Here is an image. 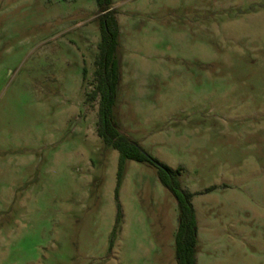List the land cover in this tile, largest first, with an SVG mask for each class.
<instances>
[{
	"label": "rangeland",
	"instance_id": "rangeland-1",
	"mask_svg": "<svg viewBox=\"0 0 264 264\" xmlns=\"http://www.w3.org/2000/svg\"><path fill=\"white\" fill-rule=\"evenodd\" d=\"M113 3L119 132L184 167L202 245L249 231L213 258L264 264V0ZM100 42L96 0H0V264H177L158 169L98 136Z\"/></svg>",
	"mask_w": 264,
	"mask_h": 264
},
{
	"label": "trees",
	"instance_id": "trees-1",
	"mask_svg": "<svg viewBox=\"0 0 264 264\" xmlns=\"http://www.w3.org/2000/svg\"><path fill=\"white\" fill-rule=\"evenodd\" d=\"M96 3L100 13L101 42L95 60L94 76L97 84L90 97L99 100L98 136L120 154L119 180L126 160L148 163L158 169L159 180L175 198L179 211L175 239L177 264H197L198 220L193 204L196 193L182 184L181 175L184 167L173 169L161 163L142 150L135 141L122 135L113 121L120 69L117 58L120 26L116 16L117 11L113 9V0H96ZM215 189L216 187H211L207 192Z\"/></svg>",
	"mask_w": 264,
	"mask_h": 264
},
{
	"label": "crops",
	"instance_id": "crops-1",
	"mask_svg": "<svg viewBox=\"0 0 264 264\" xmlns=\"http://www.w3.org/2000/svg\"><path fill=\"white\" fill-rule=\"evenodd\" d=\"M198 220V243H197V264H220V262L229 263V264H238L235 260L232 259H216L213 258L212 251L218 249L219 243L222 240H227L230 243H241L244 238L241 237L243 234H247L249 231H245L240 228H214L208 229V233L212 236L206 237L201 244V229ZM178 229V227H177ZM172 250L175 248L173 242H171Z\"/></svg>",
	"mask_w": 264,
	"mask_h": 264
}]
</instances>
